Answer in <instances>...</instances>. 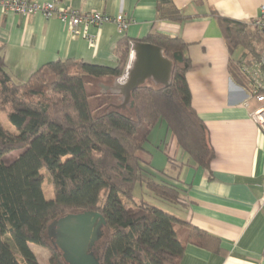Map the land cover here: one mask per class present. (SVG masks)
<instances>
[{"label": "trees", "instance_id": "trees-1", "mask_svg": "<svg viewBox=\"0 0 264 264\" xmlns=\"http://www.w3.org/2000/svg\"><path fill=\"white\" fill-rule=\"evenodd\" d=\"M212 14L230 54L242 49L231 60L230 71L253 95L244 67L248 61L264 71V33L254 20ZM188 17L171 0L159 5L161 20L182 22ZM139 41L161 47L172 60V84L148 81L132 93L125 109L108 87L127 64L129 38L115 50V67L58 60L26 81L11 77L0 47V112L8 121L5 125L0 119V264H41L32 244L48 250L49 264H67L48 236V226L84 210L99 212L107 222L93 249L100 264H180L188 244L225 253L218 237L155 204L161 200L178 210L190 205L179 178L154 171L150 160L139 154L158 124H164L193 166L209 169L216 153L210 131L192 104L188 43L162 33ZM16 150L23 152L8 160ZM44 170L53 185L51 199L43 190ZM138 184L150 192V201L135 198Z\"/></svg>", "mask_w": 264, "mask_h": 264}, {"label": "crops", "instance_id": "crops-1", "mask_svg": "<svg viewBox=\"0 0 264 264\" xmlns=\"http://www.w3.org/2000/svg\"><path fill=\"white\" fill-rule=\"evenodd\" d=\"M163 1L61 0L58 8L123 13L132 20L124 32L111 22L90 27L94 45L81 28L73 32L57 16L0 11V47L6 68L14 80L26 81L45 64L58 60L115 67V50L123 38L142 40L151 33L183 38L191 59L187 81L192 104L210 131L216 157L209 169L193 166L164 124H158L153 129H160L155 147L166 155L167 162L152 150L150 162L154 171H166L182 182L190 205L176 209V214L218 237L225 253L188 244L180 264H264V132L252 118L259 104L249 89L234 80L230 62L242 51L230 54L212 14L217 11L231 19L251 22L259 17L264 0H171L189 16L182 22L158 18ZM246 64L253 89V75L259 68L256 63ZM258 76L264 80L263 73ZM183 231L181 228V234Z\"/></svg>", "mask_w": 264, "mask_h": 264}, {"label": "water", "instance_id": "water-1", "mask_svg": "<svg viewBox=\"0 0 264 264\" xmlns=\"http://www.w3.org/2000/svg\"><path fill=\"white\" fill-rule=\"evenodd\" d=\"M174 64L164 50L154 44L139 40L130 43L127 64L108 90L119 95L125 109L130 104L132 93L148 81L155 86L169 87L172 84ZM107 225L102 214L94 210L67 213L48 226V236L62 253L67 264H100L94 246L103 236Z\"/></svg>", "mask_w": 264, "mask_h": 264}, {"label": "built area", "instance_id": "built-area-1", "mask_svg": "<svg viewBox=\"0 0 264 264\" xmlns=\"http://www.w3.org/2000/svg\"><path fill=\"white\" fill-rule=\"evenodd\" d=\"M61 0H55L49 3H40L35 0H0V11L11 12L20 15H33L42 13L46 17L57 16L63 22L68 24L73 32L81 28L84 36L94 45L95 39L89 33L90 27H101L106 23H115L120 31L127 30L131 23V19L123 13L111 15L101 11H80L75 8H58L57 5ZM254 24L258 26L264 33V3L261 6V13L254 20ZM246 73L250 74L251 70L248 66L244 67ZM259 70V71H258ZM254 73V93L252 97L259 104L258 108L252 113V118L264 132V80L258 76V73H263L258 69Z\"/></svg>", "mask_w": 264, "mask_h": 264}, {"label": "rangeland", "instance_id": "rangeland-1", "mask_svg": "<svg viewBox=\"0 0 264 264\" xmlns=\"http://www.w3.org/2000/svg\"><path fill=\"white\" fill-rule=\"evenodd\" d=\"M242 51L241 48H238V51L236 52V55H238V53L240 54ZM99 88L97 86L94 87V90H98ZM0 119L1 121L5 124L8 125V121H7V115L5 112H0ZM154 133H152V144L150 143V141L146 144V149L144 151H139V154L141 157H143L144 159H147L148 161L150 160V150L154 151L155 153H157L156 155L160 156V158L163 159V161L167 162V157L163 152H159L156 151V147L155 144L157 143L156 140L158 141L159 139V132L160 129H156L155 131H153ZM170 140V137H169ZM23 150H16L11 152L10 154L7 155L8 160H11L15 157H17L20 153H22ZM162 165V164H161ZM44 183H43V190L45 193V196L47 199H51L54 195V191H53V185L49 179V175L47 173L46 170H44ZM135 193V198L138 200L140 198L145 199L146 201H150V192L146 189L145 185H141L138 184L136 186V189L134 191ZM155 204L159 205L160 207H162L163 209L173 212V213H177L176 208L178 207H174L168 203H165L161 200H155ZM33 251L35 252L39 262L41 264H49V252L46 248L42 247V246H38V245H31Z\"/></svg>", "mask_w": 264, "mask_h": 264}]
</instances>
